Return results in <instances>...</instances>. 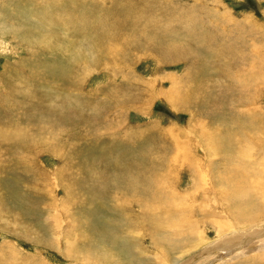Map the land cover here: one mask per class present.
Instances as JSON below:
<instances>
[{
  "label": "rangeland",
  "instance_id": "374dc122",
  "mask_svg": "<svg viewBox=\"0 0 264 264\" xmlns=\"http://www.w3.org/2000/svg\"><path fill=\"white\" fill-rule=\"evenodd\" d=\"M234 175L264 192V0H0V264H264Z\"/></svg>",
  "mask_w": 264,
  "mask_h": 264
},
{
  "label": "bare ground",
  "instance_id": "6f19581e",
  "mask_svg": "<svg viewBox=\"0 0 264 264\" xmlns=\"http://www.w3.org/2000/svg\"><path fill=\"white\" fill-rule=\"evenodd\" d=\"M238 155H239V153H237ZM237 175H234L233 176V180H232V183L233 182H236L235 184H233V187L234 188H236V196H239V195H241V197H246V198H252L253 196L262 204V205H264V192H262V193H260L259 194V190H256V193L254 194V192L253 193H251V192H248V195H246V194H244L242 191L240 192V189H239V187L238 186H235L238 182H240V181H238V179H237V177H236ZM236 177V178H235ZM261 178H263L264 179V177H261L260 176V178H259V176L257 175V176H255V178H254V181L252 182L253 183V185L254 186H256V184L259 182V181H261V186H259V188H260V191L261 190H263L264 189V181H262L261 180ZM248 188H250V187H248ZM255 188V187H254ZM258 188V187H257ZM251 196V197H250ZM250 203V202H249ZM251 203H252V201H251ZM239 206H240V204H239ZM252 206H253V208H252V210L253 211H257V208L255 207V205L252 203ZM246 207H248V205L246 204V206L244 207V208H246ZM250 208V207H249ZM242 215L246 218V216L244 215V213H242ZM254 219V220H253ZM253 219H251V220H253V221H256V220H259L260 218H253ZM253 221H249V222H253ZM249 222H247V223H249ZM241 223H242V221H241ZM246 223V222H245ZM242 224H244V223H242ZM256 224L255 223H253V224H251L250 226H249V229H247V230H250L252 227H254ZM226 229H228V225L226 224V223H222V227H219L218 226V235H221V236H223L224 234H221L222 233V231H224V230H226ZM247 230H245V231H247ZM245 231H242V232H240L241 234L243 233V232H245ZM240 233H235L234 231L229 235V234H227V236H229V237H231V239L230 240H228V242H226L227 241V239H229V237L228 238H225V239H223V240H221V242H222V244L220 245V246H222V245H226L227 243H230V242H234L233 240V237H235L234 235H236L237 236V238H239V236L241 235ZM246 233V232H245ZM206 235V234H205ZM254 238V237H253ZM240 240V239H239ZM207 241V238L206 237H202L201 239H200V242H199V245L197 244L196 246H194V247H198V246H205V242ZM238 243V242H237ZM245 243V242H244ZM246 245V244H245ZM193 247V248H194ZM199 256V255H198ZM253 256V255H252ZM184 257V256H183ZM183 257H181V258H183ZM181 258H179V259H177V260H173L171 263H170V261H168L167 263H169V264H174V263H177L178 262V260H180ZM255 259L257 260V261H259L258 259V255L255 257ZM255 259H253V260H255ZM263 263H264V254H263V256H262V260H261ZM166 263V264H167Z\"/></svg>",
  "mask_w": 264,
  "mask_h": 264
}]
</instances>
